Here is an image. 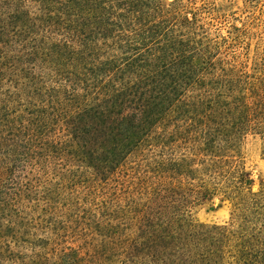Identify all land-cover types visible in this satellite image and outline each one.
<instances>
[{"label": "trees", "instance_id": "1", "mask_svg": "<svg viewBox=\"0 0 264 264\" xmlns=\"http://www.w3.org/2000/svg\"><path fill=\"white\" fill-rule=\"evenodd\" d=\"M203 7L0 0V264H264V46ZM214 197L229 220L195 218Z\"/></svg>", "mask_w": 264, "mask_h": 264}, {"label": "rangeland", "instance_id": "2", "mask_svg": "<svg viewBox=\"0 0 264 264\" xmlns=\"http://www.w3.org/2000/svg\"><path fill=\"white\" fill-rule=\"evenodd\" d=\"M191 1L198 6L204 5L203 15L222 35H239L240 45H244L250 54L257 47L264 46V0ZM242 155L245 168L253 179V189H257L260 180L264 178V154L258 136L249 134L244 138ZM74 177L76 181L73 196L82 205L86 196L91 197V176L85 168L77 167ZM192 212L201 222L222 224L229 220L230 204L214 197L195 205Z\"/></svg>", "mask_w": 264, "mask_h": 264}]
</instances>
